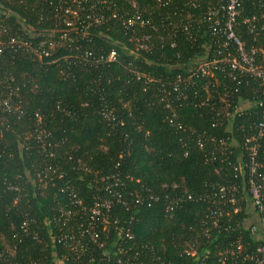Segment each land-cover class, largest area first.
I'll use <instances>...</instances> for the list:
<instances>
[{"label":"trees","instance_id":"1","mask_svg":"<svg viewBox=\"0 0 264 264\" xmlns=\"http://www.w3.org/2000/svg\"><path fill=\"white\" fill-rule=\"evenodd\" d=\"M66 1L0 0V25L7 28L2 39L9 35L28 39V29L44 32L55 22L61 27V17L54 14L53 5ZM135 1L138 8H146V15H153L156 31L151 33L153 44L149 50L133 53L127 35L117 22L109 20L91 27L76 42L55 47L40 61L19 50L1 51L0 95L9 98L10 104H17L19 111L0 108V264H58L55 258H70L61 244L49 243L51 232L55 235L50 217L59 197L57 187L71 182L77 194L88 200L95 193L86 183V176L77 178L79 168L70 170L75 164L73 159L68 161V155L91 170L117 173L123 195L139 184L155 192H162L164 186L169 193L185 190L200 194L210 182L239 184L241 178L244 180L230 175L228 161L205 162L193 142L187 140L185 146H180L178 138H185V133L164 121L166 111L160 97L164 98L168 90L167 81L175 73H182L188 58L202 50L177 34L173 37L174 48L162 44L158 13L162 15L165 9L148 0ZM241 1L236 33L258 54L264 48V34H247L241 20L248 14L260 19L264 0ZM112 2L116 9L120 5L128 8V1ZM192 12L196 15L198 9ZM110 48L115 49L118 61L92 65L82 55L85 49L104 53ZM129 69L143 74L145 82ZM101 107L110 109L121 124L108 123L100 114ZM35 114L40 116L39 124ZM207 118L206 111L189 103L176 110V119L184 125L207 128ZM39 135L50 144L46 150L37 140ZM127 145L129 152L119 157ZM43 164H55L66 174L43 185L34 172ZM128 207L126 210L118 203L112 205L118 224L129 227L132 234L127 240L121 238L122 234L116 240V231H108V242H118L125 250L118 255L117 264H132L134 254L136 264H247L217 260L215 251L239 233L228 229L204 237L200 229L202 202L185 201L170 212L162 209L160 199L149 206ZM245 217L241 211L233 219ZM24 219L29 221L22 229ZM240 240L248 248L261 242L247 230H242ZM191 250L195 254L186 253ZM201 253L207 257L202 259ZM62 262L75 264L71 259Z\"/></svg>","mask_w":264,"mask_h":264},{"label":"built area","instance_id":"2","mask_svg":"<svg viewBox=\"0 0 264 264\" xmlns=\"http://www.w3.org/2000/svg\"><path fill=\"white\" fill-rule=\"evenodd\" d=\"M113 0H67L66 3L53 5L54 14L61 18V27L46 29L44 32H33L28 29V39L9 35L2 39L1 34L7 28L0 25V53L4 48L22 51L40 61L48 56L55 47L70 45L87 34L91 27L114 20L127 35V42L133 53L146 51L152 47L151 33L156 31L153 15H146V8H138L135 0L128 1V8L122 5L115 8ZM162 7L165 11L158 13V25L162 35V44L174 48V35H181L196 44L202 52L188 58L181 68L182 73H175L167 81L168 90L160 99L163 101L164 121L185 133L178 143L185 146L191 141L202 152L205 162L210 160L228 161L233 177H243L241 182H210L200 194L180 192H155L145 184L121 193L123 188L117 173L101 172L90 169L80 159H73L74 166L81 171L77 178L87 177L86 183L95 193L90 199L77 194L71 182L57 187L52 210L51 222L55 225L53 236L50 234V246L59 243L69 252L61 255L54 262L58 264L71 259L75 264H117L125 250L118 242L107 240L108 231H116V240L129 239L132 234L129 227L120 226L112 214V205L118 203L129 210L128 205L149 206L161 200L162 209L170 212L185 201H199L204 204V213L200 219V229L204 237L220 230L238 231V236L221 249L215 251L218 261L239 260L247 264H264V48L256 54L254 47H249L240 34L236 33V18L239 15L241 0H148ZM198 9L196 15L193 10ZM246 26L247 34H264V15L260 19L255 14H248L241 20ZM146 28V31L144 30ZM206 34L200 42L199 38ZM89 63H111L118 61L116 51L110 48L107 52H93L85 49L82 52ZM136 78H144L135 69H129ZM151 80V79H149ZM10 99L0 95V108L3 111H19L17 104H10ZM189 103L206 111L207 128L184 125L176 119L179 105ZM104 106V105H102ZM19 113V112H18ZM100 114L108 122L121 124L117 116L106 107H101ZM36 122L40 116L35 114ZM45 134V133H44ZM46 135V134H45ZM43 150L50 144L44 137L37 138ZM129 152L125 146L119 157ZM52 155V152L49 153ZM36 169L35 175L44 182L51 178L63 177L66 172L59 166L43 164ZM243 174V175H242ZM238 182V181H237ZM243 211L244 220L233 217ZM29 219H24L20 227L25 229ZM233 224V225H232ZM247 230L250 236L261 241L254 248L241 243V232ZM195 254V250L186 252ZM52 256L55 253L52 252ZM85 256V260L82 258ZM202 259L207 254H200ZM136 264L135 254L131 257ZM116 263H115V262Z\"/></svg>","mask_w":264,"mask_h":264}]
</instances>
